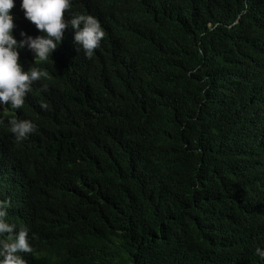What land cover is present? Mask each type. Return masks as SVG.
I'll use <instances>...</instances> for the list:
<instances>
[{
    "label": "trees",
    "instance_id": "obj_1",
    "mask_svg": "<svg viewBox=\"0 0 264 264\" xmlns=\"http://www.w3.org/2000/svg\"><path fill=\"white\" fill-rule=\"evenodd\" d=\"M15 0L13 35H40ZM69 27L0 108V202L26 264H264V0H71ZM41 105L47 107L42 108ZM36 131L17 143L8 121ZM7 239V235L0 236Z\"/></svg>",
    "mask_w": 264,
    "mask_h": 264
},
{
    "label": "clouds",
    "instance_id": "obj_2",
    "mask_svg": "<svg viewBox=\"0 0 264 264\" xmlns=\"http://www.w3.org/2000/svg\"><path fill=\"white\" fill-rule=\"evenodd\" d=\"M70 5L71 0H20L24 18L35 26L40 35L33 37L20 31L18 42L13 35L14 17L10 14L15 0H0V108L7 105L14 109L22 107L33 82L46 75L35 67L24 70L19 61L21 50L27 48L34 58L46 61L60 45L69 27L74 30L73 40L78 52L83 51L90 57L99 47L105 36L100 22L84 14L66 18L65 12ZM8 125L17 143L36 131V125L28 119L12 118ZM6 208V203L0 202V236L7 235V239H0V264H26L19 253L33 251L29 233L26 229L17 230L15 225L7 222ZM256 251L264 258V251L259 248Z\"/></svg>",
    "mask_w": 264,
    "mask_h": 264
}]
</instances>
